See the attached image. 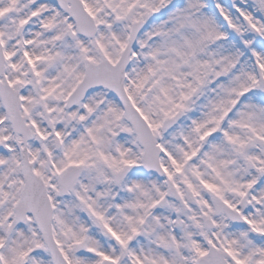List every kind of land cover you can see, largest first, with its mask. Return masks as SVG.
Masks as SVG:
<instances>
[{
	"label": "snow or ice",
	"instance_id": "snow-or-ice-1",
	"mask_svg": "<svg viewBox=\"0 0 264 264\" xmlns=\"http://www.w3.org/2000/svg\"><path fill=\"white\" fill-rule=\"evenodd\" d=\"M0 264H264V0H0Z\"/></svg>",
	"mask_w": 264,
	"mask_h": 264
}]
</instances>
